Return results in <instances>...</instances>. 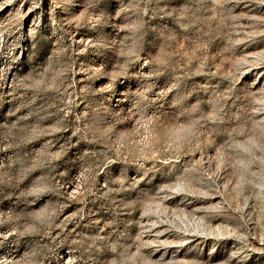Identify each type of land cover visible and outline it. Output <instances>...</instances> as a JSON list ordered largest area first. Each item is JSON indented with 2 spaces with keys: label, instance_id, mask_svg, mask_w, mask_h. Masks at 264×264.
Listing matches in <instances>:
<instances>
[{
  "label": "rangeland",
  "instance_id": "obj_1",
  "mask_svg": "<svg viewBox=\"0 0 264 264\" xmlns=\"http://www.w3.org/2000/svg\"><path fill=\"white\" fill-rule=\"evenodd\" d=\"M0 262L264 264V0H0Z\"/></svg>",
  "mask_w": 264,
  "mask_h": 264
},
{
  "label": "bare ground",
  "instance_id": "obj_2",
  "mask_svg": "<svg viewBox=\"0 0 264 264\" xmlns=\"http://www.w3.org/2000/svg\"><path fill=\"white\" fill-rule=\"evenodd\" d=\"M179 202H180V203H183V202H184V200L182 199V200H180ZM0 263H1V262H0Z\"/></svg>",
  "mask_w": 264,
  "mask_h": 264
}]
</instances>
